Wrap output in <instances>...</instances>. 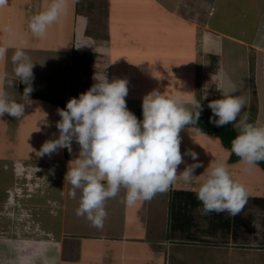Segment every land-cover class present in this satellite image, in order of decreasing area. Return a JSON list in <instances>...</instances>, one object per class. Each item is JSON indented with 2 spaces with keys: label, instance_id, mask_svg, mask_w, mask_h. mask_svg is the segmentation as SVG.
Instances as JSON below:
<instances>
[{
  "label": "crops",
  "instance_id": "1",
  "mask_svg": "<svg viewBox=\"0 0 264 264\" xmlns=\"http://www.w3.org/2000/svg\"><path fill=\"white\" fill-rule=\"evenodd\" d=\"M96 1L67 0L43 38L28 23L51 0L0 6V47L8 49L0 73H8L5 90L17 102H23L25 87L14 76L11 56L20 47L34 63L33 90L49 96L78 98L96 83V74H105L109 82H128V110L141 108L143 97L159 90L186 103L195 96L210 117L203 103L222 98L217 86L227 75L233 95L245 100L238 119L251 116L264 126V0ZM166 31L169 37L160 35ZM29 99L21 119L0 117V264H43L46 256L55 257V264H264V232L254 229L262 226L264 184L247 191L235 216L202 214L195 189L209 164L244 167L240 160L228 163L230 149L219 137L185 126L184 163L169 190L128 205L121 189L105 203L103 226L95 227L76 215L80 192L72 198L65 181L80 146L73 140L71 151L40 155L46 141L59 137L57 109L66 107L32 93ZM188 150L203 165L194 170L199 177L192 184L179 176L197 162ZM224 152L225 159L215 155Z\"/></svg>",
  "mask_w": 264,
  "mask_h": 264
},
{
  "label": "clouds",
  "instance_id": "2",
  "mask_svg": "<svg viewBox=\"0 0 264 264\" xmlns=\"http://www.w3.org/2000/svg\"><path fill=\"white\" fill-rule=\"evenodd\" d=\"M6 4L7 0H0V6ZM66 8L67 0H51L45 10L30 18L29 30L34 36L45 37L49 26L59 20ZM7 51L0 47V60L5 59ZM11 61L14 76L26 85L24 100L17 102L8 94L5 90L8 73H0V117L8 114L18 120L24 116L25 105L31 103L34 63L20 47L13 52ZM93 79L96 83L87 91L78 98H70L66 108L57 109L61 117L56 123L59 137L46 141L40 155H50L61 148L71 151L75 140L80 150L78 158L69 162L65 175V181L71 185L69 194L75 199L79 190L76 215L86 217L95 227H102L107 217L105 203L121 189L125 192L124 201L132 205L167 192L175 183L177 168L184 163L180 131L197 124L202 106L195 96L186 103L181 96L169 97L153 90L143 97V119L138 120L126 105V80L109 82L105 74H96ZM217 87L222 98L203 103L213 113L210 122L217 127L234 125L238 134L231 142V152L248 166L259 165L264 161V126L250 123L247 117L238 119L245 100L233 95L236 90L227 75L221 77ZM186 154L197 162L187 165L179 176L192 184L199 177L194 175V170L203 165L197 153L188 150ZM206 170V176L199 179L195 189L203 205L202 214L227 212L235 216L240 213L248 200L246 187L232 177L222 161L211 162ZM43 264H55V257H44Z\"/></svg>",
  "mask_w": 264,
  "mask_h": 264
},
{
  "label": "trees",
  "instance_id": "3",
  "mask_svg": "<svg viewBox=\"0 0 264 264\" xmlns=\"http://www.w3.org/2000/svg\"><path fill=\"white\" fill-rule=\"evenodd\" d=\"M24 87H26L25 84H24ZM31 93L37 97L46 98V99L50 98V100H54L55 102L65 107H66V103L70 99V98L65 99V98L58 97V96L57 97L56 96L54 97L51 95L49 96L43 92H39L36 90H33ZM131 112L137 117L138 120L143 119L142 108L133 110ZM247 118H248V121L250 122L251 116ZM214 119H218V118H214ZM188 126H191V125H188ZM193 126L196 127L198 130H200L201 132L209 133L211 135L219 137L224 147L230 149V157H229L230 163L240 160L239 157H237L234 153L231 152V142L238 134L237 129L234 127V125L229 123L225 126L217 127L215 124L210 122L209 117H206L204 114L201 113L197 121V124ZM259 165L264 169V161L259 162Z\"/></svg>",
  "mask_w": 264,
  "mask_h": 264
},
{
  "label": "rangeland",
  "instance_id": "4",
  "mask_svg": "<svg viewBox=\"0 0 264 264\" xmlns=\"http://www.w3.org/2000/svg\"><path fill=\"white\" fill-rule=\"evenodd\" d=\"M86 1L88 3H91L92 6L97 3L96 0H86ZM88 3H86V4H88ZM167 32L168 31H166V32H164L163 34H160V35H162L163 37L167 38V37H169V35H168ZM146 34H148V32H146ZM263 38H264V36L262 37V39ZM244 69H246V67ZM116 78H118V75L116 76ZM254 101H255V99H254ZM250 122L251 123H254V119L251 118L250 119ZM214 137H216V136H214ZM180 151H181V148H180ZM77 154H79V153H77ZM215 155L219 159H225L226 153L225 152L224 153H218V154H215ZM74 156L75 157H78V156H76V154ZM75 157H73V158H75ZM228 163H230L229 160H228ZM245 168H249V171L248 172H243ZM228 170H229L230 174L232 175V177L235 180L238 181V180H241L242 179V184L246 187L247 191H250L251 190L252 192H254V190H256V189H258L260 187L258 185L264 184V176L261 174V173L264 174V170L259 165L258 166H254V167H252V166L251 167H248L246 164H244V167L242 169L243 171H241L240 169H237V168H230ZM252 200H254V199H252ZM251 203H252V201H251ZM253 203L255 204V201H253ZM254 204H252V205H254ZM258 223H261L262 226L260 228L254 227V229L255 230L256 229H259L261 232H264V217H262L258 221Z\"/></svg>",
  "mask_w": 264,
  "mask_h": 264
},
{
  "label": "bare ground",
  "instance_id": "5",
  "mask_svg": "<svg viewBox=\"0 0 264 264\" xmlns=\"http://www.w3.org/2000/svg\"><path fill=\"white\" fill-rule=\"evenodd\" d=\"M44 8H45V7H44ZM191 73H192V72H191ZM178 74H179V73H178ZM183 74H184V73H183ZM179 75H180V74H179ZM168 78H169V76H168ZM183 79H184V78H183ZM183 79H182V80H183ZM185 79H186V78H185ZM174 81H175V80H174ZM191 81H192V80H191ZM175 82H176V81H175ZM186 83H187V82H186ZM178 84H180V83H177V85H178ZM182 84H183V83H182ZM183 85H184V84H183ZM177 87H178V86H177ZM133 89H135V88H133ZM170 89H171V88H170ZM135 90H136V89H135ZM175 90H176V89H175ZM133 92H135V91H133ZM133 92H132V93H133ZM170 92H171V91H170ZM172 92H173V91H172ZM168 93H169V92H168ZM134 95H135V94H133V96H134ZM167 96H168V95H167ZM127 97H128V96H127ZM170 97H171V96H170ZM4 141H5V140H4ZM4 143H5V142H4Z\"/></svg>",
  "mask_w": 264,
  "mask_h": 264
}]
</instances>
